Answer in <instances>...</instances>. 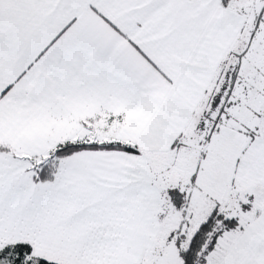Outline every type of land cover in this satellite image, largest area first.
<instances>
[{
  "label": "snow or ice",
  "instance_id": "1",
  "mask_svg": "<svg viewBox=\"0 0 264 264\" xmlns=\"http://www.w3.org/2000/svg\"><path fill=\"white\" fill-rule=\"evenodd\" d=\"M0 264H264V0H0Z\"/></svg>",
  "mask_w": 264,
  "mask_h": 264
}]
</instances>
